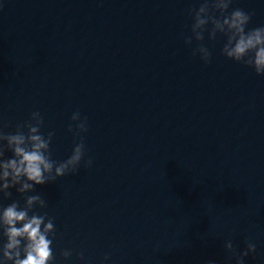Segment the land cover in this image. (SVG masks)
I'll use <instances>...</instances> for the list:
<instances>
[{
    "label": "clouds",
    "instance_id": "obj_1",
    "mask_svg": "<svg viewBox=\"0 0 264 264\" xmlns=\"http://www.w3.org/2000/svg\"><path fill=\"white\" fill-rule=\"evenodd\" d=\"M234 0H200L199 7L189 10L192 23L190 36L184 43L196 47L205 65L211 63L212 52L204 43L224 38L221 54L238 64L250 68L257 76H264V26L248 28L253 13L241 8H232ZM231 9V10H230ZM67 131L74 137L70 156L62 161L52 157L51 143L55 133L41 131L44 118L39 111H33L28 120L18 123L14 131H5L7 125L0 123V264H54L53 241L56 239L54 217L37 209H46L48 203L36 187L55 183L59 178L77 174L81 165L91 167L92 160L85 159L84 133L88 131L86 117L79 111L73 112ZM11 153V156H7ZM23 200L12 199L13 192ZM36 193V194H29ZM11 203L4 204V201ZM225 248L235 257L236 264H244V258L256 252V245L247 242L245 250L237 253L231 241ZM72 251L60 252L64 260ZM77 258L84 259L82 252ZM108 260V255H105ZM207 264H215L209 260Z\"/></svg>",
    "mask_w": 264,
    "mask_h": 264
}]
</instances>
